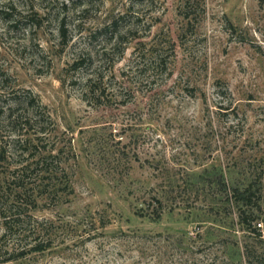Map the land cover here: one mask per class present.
I'll use <instances>...</instances> for the list:
<instances>
[{"label":"rangeland","instance_id":"obj_1","mask_svg":"<svg viewBox=\"0 0 264 264\" xmlns=\"http://www.w3.org/2000/svg\"><path fill=\"white\" fill-rule=\"evenodd\" d=\"M35 101L29 138L45 128L41 150L64 152L69 190L34 213L54 247L15 264H264L260 0H0V108ZM8 125L0 141L22 127Z\"/></svg>","mask_w":264,"mask_h":264},{"label":"trees","instance_id":"obj_2","mask_svg":"<svg viewBox=\"0 0 264 264\" xmlns=\"http://www.w3.org/2000/svg\"><path fill=\"white\" fill-rule=\"evenodd\" d=\"M264 4V0H260ZM188 16V14H187ZM123 19V18H122ZM118 20L109 25L110 29L118 31ZM177 43H173L170 49H175ZM166 49L156 50L155 64L162 72L168 71V56ZM171 70L168 76H171ZM92 82V81H90ZM92 93L94 98L100 101L105 94L104 91L95 90ZM34 103V104H33ZM28 115H15L12 108L4 110L0 108V117L6 115L7 127H15L21 123V130H14L18 133L9 142L0 141V224L2 234L0 236V264H15L24 260H33L34 255H43L55 245L56 239L53 238L58 226L55 221L39 219L34 213L40 208V203L54 202L60 198L59 193L69 190L67 172L60 167V156L63 151L49 149L41 150V146L46 139V129L40 128L34 132L33 138L29 129L32 123L40 124L38 120L46 116L42 106L37 102H31ZM47 119L51 121L50 117ZM52 122V121H51ZM17 127V126H16ZM26 130L27 137L19 134ZM32 135V136H33ZM44 146V145H43ZM13 148V156L9 154V149ZM259 178L264 180V168L257 169ZM65 179V180H64ZM65 183V184H64ZM62 185V186H61ZM64 185V186H63ZM165 200L177 203L183 197L185 189L177 184V180L169 183ZM240 191L234 190L237 200ZM167 204V203H166ZM150 218L160 219L165 210V202L155 197L148 205ZM172 210V208H171ZM170 210V211H171ZM145 212V211H144ZM145 215V214H142ZM95 237L87 234L84 239ZM133 238L140 244L149 237L133 234Z\"/></svg>","mask_w":264,"mask_h":264}]
</instances>
